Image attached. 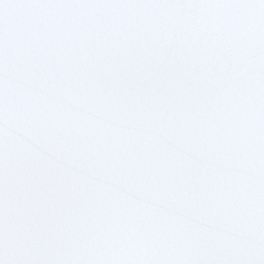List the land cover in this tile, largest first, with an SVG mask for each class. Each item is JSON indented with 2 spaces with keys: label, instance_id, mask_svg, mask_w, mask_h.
<instances>
[{
  "label": "snow or ice",
  "instance_id": "6c2138e0",
  "mask_svg": "<svg viewBox=\"0 0 264 264\" xmlns=\"http://www.w3.org/2000/svg\"><path fill=\"white\" fill-rule=\"evenodd\" d=\"M0 264H264V0H0Z\"/></svg>",
  "mask_w": 264,
  "mask_h": 264
}]
</instances>
